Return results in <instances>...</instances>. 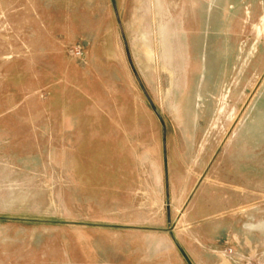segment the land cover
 I'll return each instance as SVG.
<instances>
[{"label":"rangeland","instance_id":"obj_1","mask_svg":"<svg viewBox=\"0 0 264 264\" xmlns=\"http://www.w3.org/2000/svg\"><path fill=\"white\" fill-rule=\"evenodd\" d=\"M0 216V264H264V0H0Z\"/></svg>","mask_w":264,"mask_h":264},{"label":"water","instance_id":"obj_2","mask_svg":"<svg viewBox=\"0 0 264 264\" xmlns=\"http://www.w3.org/2000/svg\"><path fill=\"white\" fill-rule=\"evenodd\" d=\"M0 218H7L5 216H0ZM89 224H93V223H89ZM96 225H107V226H118V225H113V224H96ZM130 227H133V228H139V227H135V226H130ZM141 228V227H140Z\"/></svg>","mask_w":264,"mask_h":264}]
</instances>
